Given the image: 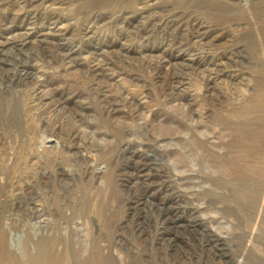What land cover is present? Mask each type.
<instances>
[{
    "label": "rangeland",
    "instance_id": "374dc122",
    "mask_svg": "<svg viewBox=\"0 0 264 264\" xmlns=\"http://www.w3.org/2000/svg\"><path fill=\"white\" fill-rule=\"evenodd\" d=\"M0 264H264V0H0Z\"/></svg>",
    "mask_w": 264,
    "mask_h": 264
}]
</instances>
